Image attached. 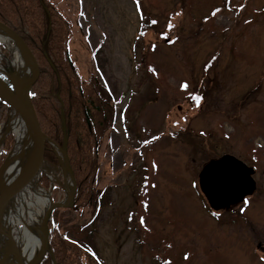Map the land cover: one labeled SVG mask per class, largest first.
Returning <instances> with one entry per match:
<instances>
[{
  "label": "rangeland",
  "instance_id": "1",
  "mask_svg": "<svg viewBox=\"0 0 264 264\" xmlns=\"http://www.w3.org/2000/svg\"><path fill=\"white\" fill-rule=\"evenodd\" d=\"M52 1L72 26L69 59L104 89L113 124L97 153L99 204L73 209L72 197L48 227L80 245L85 264H264V0ZM52 147L58 163H45L60 169ZM226 154L256 170V191L213 212L198 174Z\"/></svg>",
  "mask_w": 264,
  "mask_h": 264
},
{
  "label": "trees",
  "instance_id": "2",
  "mask_svg": "<svg viewBox=\"0 0 264 264\" xmlns=\"http://www.w3.org/2000/svg\"><path fill=\"white\" fill-rule=\"evenodd\" d=\"M227 2L223 0L224 4ZM0 22L19 34L38 63L40 76L33 87L31 103L43 133L52 142L62 147L66 135L67 155L76 187L73 209L94 208L102 199V191L94 187L102 130L113 124V111L108 106L106 92L96 82L86 84L76 66L70 65L66 59L72 26L52 0H0ZM56 95L63 103L64 134L61 106ZM3 106L0 101V107ZM5 116L6 110L3 109L0 122ZM11 143L12 137H8L3 145L5 151L10 149ZM45 146V159L52 165L58 163L53 148L47 143ZM1 163L0 158V166ZM41 178L42 187H47L48 178ZM51 231L49 242L54 263L90 262L89 254L67 238L58 226L53 225ZM38 264H52L49 254Z\"/></svg>",
  "mask_w": 264,
  "mask_h": 264
},
{
  "label": "bare ground",
  "instance_id": "3",
  "mask_svg": "<svg viewBox=\"0 0 264 264\" xmlns=\"http://www.w3.org/2000/svg\"><path fill=\"white\" fill-rule=\"evenodd\" d=\"M10 41L6 32L0 30V43L6 44L10 51L6 56L0 51V86L17 98L29 83L32 67L27 56ZM7 115L0 125V146L10 134L14 142L1 167V190L22 170L34 148V135L27 116L13 108H9ZM56 150L62 158L61 168L50 167L44 162L42 173L50 179L51 185L57 182L64 188V203H67L72 194L71 177L62 151ZM38 180L34 178L0 209V264H32L43 250L46 232L42 230L41 222L51 205V190L41 189Z\"/></svg>",
  "mask_w": 264,
  "mask_h": 264
},
{
  "label": "water",
  "instance_id": "4",
  "mask_svg": "<svg viewBox=\"0 0 264 264\" xmlns=\"http://www.w3.org/2000/svg\"><path fill=\"white\" fill-rule=\"evenodd\" d=\"M0 30L6 32L10 40L13 41L14 45L21 50L27 58L30 60L32 67V76L29 80L28 85L21 91L19 97L14 98L7 93L5 89L0 86V99L17 111L19 114H24L29 120L32 132L34 135L33 150L30 155L28 162L22 167V170L13 178L6 188L0 189V209L7 202V200L12 199L17 193L23 189L24 186L31 183L34 178H38L42 172V166L45 162V144L55 145L51 140L42 133L40 124L37 120V115L35 114L32 103L30 102V92L32 87L35 85L36 80L39 77V71L37 62L34 56L29 50L21 37L13 29H10L6 24L0 22ZM67 59H69V54H67ZM71 63V60L69 59ZM61 124L62 132L65 131V123L63 116V103H61ZM88 122V118H86ZM89 123V122H88ZM66 137H64L63 147L59 148L62 151L65 160V166L67 171L72 177L71 168L68 163V158L66 156ZM57 146V145H55ZM198 175L199 189L203 193L207 203L212 210H224L232 205H237L245 197L249 196L254 192L255 180L252 176L255 173V169L252 167H247L244 162L240 159L226 154L218 159L211 160L206 163L200 170ZM73 180V177H72ZM72 182V194L67 203L51 201V205L46 209L44 218L41 222L42 230L46 232V239L43 243V250L39 252L37 258L32 264H37L41 260L45 252L49 249V243L47 241L48 235L50 233L48 228L49 219L56 208L71 206L73 202V194L75 192V184ZM52 264L54 263V258L51 256Z\"/></svg>",
  "mask_w": 264,
  "mask_h": 264
},
{
  "label": "flooded vegetation",
  "instance_id": "5",
  "mask_svg": "<svg viewBox=\"0 0 264 264\" xmlns=\"http://www.w3.org/2000/svg\"><path fill=\"white\" fill-rule=\"evenodd\" d=\"M256 191V186H255V189H254V192ZM252 195V194H251ZM249 197H250V195H249ZM249 197L247 196V197H245L241 202H239V204H241V203H244V202H246L245 200H247V199H249ZM239 204H237V205H232V206H230V207H228V209H224V210H218V212H221V211H234V210H236V209H238V206H239ZM246 213V212H245ZM244 213V214H245ZM243 214V213H242ZM258 247V249H259V251L262 253V252H264V247H261L260 245H258L257 246Z\"/></svg>",
  "mask_w": 264,
  "mask_h": 264
},
{
  "label": "snow or ice",
  "instance_id": "6",
  "mask_svg": "<svg viewBox=\"0 0 264 264\" xmlns=\"http://www.w3.org/2000/svg\"><path fill=\"white\" fill-rule=\"evenodd\" d=\"M241 7H243L242 5H241ZM181 87L182 88H186L187 87V85L186 84H181ZM196 99H200L199 97H196ZM218 215V214H217Z\"/></svg>",
  "mask_w": 264,
  "mask_h": 264
}]
</instances>
